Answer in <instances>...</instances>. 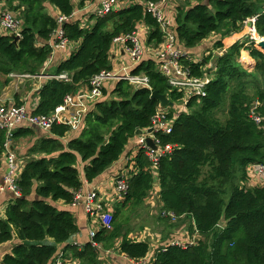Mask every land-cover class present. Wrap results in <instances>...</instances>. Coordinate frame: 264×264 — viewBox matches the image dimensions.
<instances>
[{"label":"trees","instance_id":"obj_1","mask_svg":"<svg viewBox=\"0 0 264 264\" xmlns=\"http://www.w3.org/2000/svg\"><path fill=\"white\" fill-rule=\"evenodd\" d=\"M93 2L0 0L6 12L19 13L20 22L16 43L0 32L3 76H37L49 60L59 23L46 12L45 3L66 19L62 38L78 45L54 71V75L65 74L68 81H45L37 92L39 103L32 115L51 114L66 96L88 90L92 78L111 71L109 53L114 38L130 36L144 25L148 44L163 43V34L143 1L107 16L93 15V25L82 27L75 11ZM254 16L256 33L264 37V0H191L178 6L171 20L175 44L189 52L218 31L224 36L238 33L243 22ZM250 44L234 43L216 58L214 72H208L205 96L190 98L186 112L168 108V118L175 115L172 131L157 137L162 147L170 145L172 149L155 169L143 149L137 151L126 180L127 191L112 213V230L99 228L93 237L96 245L112 248L119 242L118 252L134 262L148 256L150 243L129 239L116 220L121 208L143 205L157 183L161 212L188 224L196 238L185 248L169 242L156 248L151 264H264V184L247 186V168L264 160V53ZM215 48H223L220 41ZM242 50L254 61L252 69L238 62ZM180 62L192 77L206 74L207 60H193L187 53ZM157 67V61L147 59L131 71L134 76H146L151 90L135 89L120 81L108 92L102 91L103 98L82 118L79 136L68 138L75 132L63 124L54 125L48 134L22 126L10 138L0 130V156L7 139L14 152L15 143L36 138L15 181L19 196L7 206L4 219L0 218V246L12 241V229L18 241L0 264H54L60 257L58 245L77 231L74 217L65 207L74 204L83 186L78 161L83 164L85 181L91 183L118 162L137 129L151 127L159 110L158 101L150 98L153 91L166 94L174 104L182 101V95L170 89ZM6 83L4 80L1 86ZM69 250L78 264H103L91 243Z\"/></svg>","mask_w":264,"mask_h":264},{"label":"built area","instance_id":"obj_2","mask_svg":"<svg viewBox=\"0 0 264 264\" xmlns=\"http://www.w3.org/2000/svg\"><path fill=\"white\" fill-rule=\"evenodd\" d=\"M119 0H102L99 4L95 15L99 17L107 16L117 10H120L128 5H124ZM146 11L155 19L159 31L163 34L162 50L158 54V72L167 80V83L171 90L177 91L182 95V102L187 103L190 98H201L205 96V88L210 81V74L206 73L201 78L192 77L187 69L181 66L180 58L187 53L175 48V37L172 32L171 20L167 18L165 10L163 9V1L159 3H150L143 0ZM257 16L251 17L245 20L242 27L247 29V33H256L255 22ZM66 19L59 16V23L65 22ZM60 25V24H59ZM0 32L5 34H14L20 37V22L10 12L0 10ZM62 31L57 30L54 35L53 41H51V47L53 50H66L67 45L70 43L62 38ZM264 39L260 36L257 39H250L255 47L260 42L259 40ZM122 45V50L127 54L129 61L132 66L123 68L118 73L111 71H102L99 75L92 78L90 81L89 89L84 90L76 95H68L64 98L63 103L58 106L54 112L47 116H35L27 111L25 107H7L0 106V130L6 132L7 137L10 138L11 134L16 131L20 125L25 124L28 128H34L35 130L41 131L48 134L54 125H67L74 130L81 123L82 115L87 110V104H90L102 97V90L106 83H117L120 81L127 82L130 86L135 89H148L151 90L149 85V79L144 75H132L131 71L133 66L138 64L143 57L144 46L138 37V33L135 31L130 36H118L112 40L111 48L114 50L117 46ZM38 77L44 80H62L67 82V76L61 75H37L32 76L29 74L12 73L9 78L16 81H25L31 79H37ZM168 112L159 109L151 121V133L147 134L145 131L144 135L137 137L138 150L143 149L145 156L151 163L152 169H155L162 156L170 152L172 149L170 145L162 147L158 140L157 134L169 135L172 131V127L175 121V117L168 118ZM256 122L260 120L254 118ZM24 125V126H25ZM151 138L154 145L158 148L153 150L146 144V138ZM4 153L6 154L7 160V171L3 177V186L14 197L19 196V191L16 187L15 181L19 174L18 164L14 154L9 150V139L4 144ZM133 164L134 165V159ZM133 167V166H132ZM251 172L255 173L257 179L264 184V160L261 164L249 166ZM248 170V169H247ZM253 173V174H254ZM127 176L123 175L115 180L114 190L115 193L122 199V194L127 191ZM80 193L75 196L74 204L81 198ZM85 211L97 219L99 228L110 231L112 230V211L104 210L96 191H91L83 196ZM166 217L170 218L173 222L175 217L172 214H165ZM99 230V229H98ZM96 232H90L91 245L97 248L98 245L93 241V237ZM170 245H176L186 247L192 245L193 240L189 242L172 240L169 242ZM146 259V258H145ZM140 260L141 264H151V260ZM139 262V261H138ZM54 264H61L57 259Z\"/></svg>","mask_w":264,"mask_h":264},{"label":"crops","instance_id":"obj_3","mask_svg":"<svg viewBox=\"0 0 264 264\" xmlns=\"http://www.w3.org/2000/svg\"><path fill=\"white\" fill-rule=\"evenodd\" d=\"M101 1L102 0H94V2L92 4H88L85 9L75 11L74 16L77 19H80V23L82 27L93 25L94 21H91V17L95 15V11L97 10ZM119 1H121L126 6L129 3L130 4L131 3H142L143 0H119ZM123 4H121L120 7H123L124 6ZM183 4H184V0H163V9L165 10V14L167 18H169L170 20H173L175 13H176V8ZM184 5H187V4H184ZM1 8H4L3 4H0V9ZM53 16L54 18L59 17L57 12H55ZM147 31L148 29L144 25H139L136 30V32L138 33V37L144 46L142 60L152 59V60L157 61V63H159L160 60H158V54L162 50L161 49L162 45H159L158 50L149 48L150 44L146 42ZM246 34H247V29L242 27V29L238 33H233L229 36H226L227 38L222 39L223 48L216 49L220 51L218 53V56H221L234 43L244 42ZM77 47L78 45L70 44V45H67L66 50H53L50 55L49 60L46 62L44 68H42V70L40 71V75H47V76L54 75L55 68L58 65H60V63L67 60L71 56L72 52L76 51ZM175 48L185 53L190 52L189 54H191L193 58V57L198 56V53L199 51H201L202 46L200 45V48L198 50H195L194 52H191V51L188 52L187 50H184L181 47L176 46V44H175ZM216 50L211 49V52L215 53ZM109 55H110V65L112 67L111 72L113 73H118L123 68L129 69V67L132 66V63L129 61L127 57V54L122 50V45L117 46L114 50H112L111 48ZM239 58H238V62L244 68L252 69L254 67V61L250 58L248 51L242 50L240 52ZM247 59H249V61L252 60L253 62L251 63L247 61ZM135 66H133V68ZM8 79L11 80L9 76H8ZM45 81L47 80H44L40 77H38L37 79L22 81V82L31 83L30 87L24 88V91H23L24 93H20L16 91L13 87V85L16 84V82L18 84L20 81L11 80V82L6 87H3V88H1V84H0V105L7 106V107H13L15 104L19 103L21 107H25L27 111L31 113L33 110H35L36 106L39 103V97L37 96V92L41 89V86L45 83ZM107 85H109L108 88H106ZM115 85L116 83L114 82L106 83L102 91L108 92ZM169 101L171 100L169 99ZM94 102L87 104V110L82 115V118L85 116V114L89 112L91 108H93ZM179 103H182L183 107L185 108L184 110H182V112H186L187 103L184 104L182 101ZM168 108H174V111H175L176 104H174L173 107H167V108H161L159 104V109L165 112H168L169 110ZM178 112H181V111H178ZM81 123H82V119H81ZM81 123L79 124L77 128L72 130L75 133L70 134L68 138H70L73 135L79 136L81 132ZM24 125L25 124L20 125V127L18 128H21ZM24 127H27V126L25 125ZM137 137H135L128 143L123 155L120 157L118 162L113 164L110 168H108L103 174H101L96 180L92 181L91 183H88L85 181L84 173H83V164L80 161H78L77 168L80 172L81 179L83 180V186L80 190V195L82 197L75 204L65 207L69 212L72 213L76 226H77V231L75 234H73L68 239V241L65 244L58 245V250L60 252V257L58 258V260L61 262V264H78V260H75L74 258L71 257V252L69 249L71 247L82 248L87 243H90L91 242V239L89 236L90 232H97L99 229L97 219L93 216H90L85 211L83 196L91 191H96L98 195V199L103 209L108 210V211L111 210L112 212L116 209L118 204L121 202L122 199L115 193L114 184L117 178H120L123 175H126L128 177L129 171H133V168H132L133 160L132 159H134L138 151V146L136 142ZM35 139H36L35 137L34 138L27 137L26 140H22V142H19L17 144L15 143L16 147L14 149V152L10 150L16 158V162L18 164V169H19L18 172L22 170L25 162L29 159V157L26 156V151L31 146V144L34 143ZM247 169H248L247 174L249 177L247 181L248 188H252L254 186H261L262 183L260 182L259 179H257V177L255 176V173L251 172L249 167ZM6 171H7V160H6V154L3 153L0 156V218L2 219H4V213H5L7 206L9 205L11 200L15 198L12 195V193L9 192L7 189H5L3 186V177ZM153 189L157 193V199H156V202L150 201L149 196L151 195V192L149 193L148 197L145 200V203H149V204L153 203V205L150 206V208H148L147 211L149 210L151 211V208L153 209L154 205H156V207L159 209H161L162 207L161 202L159 200V195H158L159 187L157 183L155 184ZM174 229L175 230H173V232H170V233L167 232L166 234L168 235L167 239L162 240V241H160L159 239L160 236L158 234H154V236L150 235L147 228H145L142 232H139L138 236L134 237L130 234L131 233L130 232L127 234V237L129 239H133L137 241L149 242L151 250L145 260H150L152 259V256H153V250H155L158 247L164 246L166 243L172 240L189 242L191 240H195L196 238V234L193 233L191 235L189 232V229L188 230L185 229L184 225H178L177 228H174ZM12 235H13V239L11 242L0 246V261L2 257L6 253H9L12 247L18 243V241L15 239L16 234L13 229H12ZM153 237L157 238L156 242L153 241ZM47 243H51V242L47 241ZM118 243L119 242L115 243L112 248H104L102 245L97 246L98 258L103 264H141L142 263L141 261L134 262L126 258L124 255H121L117 249Z\"/></svg>","mask_w":264,"mask_h":264},{"label":"rangeland","instance_id":"obj_4","mask_svg":"<svg viewBox=\"0 0 264 264\" xmlns=\"http://www.w3.org/2000/svg\"><path fill=\"white\" fill-rule=\"evenodd\" d=\"M191 0H184V4H188ZM181 5L182 7L186 5ZM45 9L46 12L50 15H54L56 10L53 6H50L48 3H45ZM1 11H6V8H1ZM16 18L19 20V13H15ZM225 34L222 31H218L217 33L211 34L204 42H202L201 46L202 49L199 51L197 57H193L192 59L198 60V61H204L207 60L208 64L204 67V70L206 73L208 72H214L215 62L216 58L218 57L219 50H216L218 48H215V44L220 41L222 43V39L227 38L224 36ZM258 35L257 33H251L245 35L244 42L248 45L250 44V39L253 40V38L257 39ZM264 38V37H261ZM224 41V40H223ZM149 48L151 49H159V45H155L154 43H151ZM200 48V45L194 49L191 50V52H194L195 50H198ZM211 49H215L216 52L212 53ZM190 53V52H189ZM245 56V55H243ZM240 59V58H239ZM249 61V59H247ZM249 62H253L252 60ZM210 70V71H208ZM7 78V79H4ZM6 80L8 83H6L4 86H1V88L6 87L11 80L8 79L7 76H3L0 74V84ZM28 82V81H27ZM27 82H19L17 84H14L13 87L16 91L20 93H24V88L30 87L31 83ZM109 85H107L106 88H108ZM109 90V89H108ZM1 106V105H0ZM185 108L183 107L182 103H177L175 112L182 111ZM156 183H154L155 186ZM157 199V193L154 189L151 191V195L149 196V200L152 202H156ZM146 200V199H145ZM145 203V201H144ZM141 205L139 208H133L131 206H125L124 208H121L119 211L118 218L116 220V223L121 225L122 231L126 234L130 233L132 236H138L139 232H142L145 228L148 229L150 235L158 234L160 237V241L166 240L168 233L173 232L175 230L174 228H177V226L180 224L176 221H171L170 218L163 215V212H161V209L157 208L156 205L153 206V209L151 208V211H147L150 206L153 205V203H145ZM180 225H184V228L188 230V224L182 223ZM17 240V238H15ZM157 238L153 237V241L156 242ZM157 244V243H156ZM2 260V259H1Z\"/></svg>","mask_w":264,"mask_h":264},{"label":"water","instance_id":"obj_5","mask_svg":"<svg viewBox=\"0 0 264 264\" xmlns=\"http://www.w3.org/2000/svg\"><path fill=\"white\" fill-rule=\"evenodd\" d=\"M55 20H56V22L59 23V17H55ZM59 24L60 25H59L58 30L62 31V29L64 27V22L63 23H59ZM9 35L13 39L14 43H16L17 40L19 39V36H17V35H14V34H9ZM256 48H258L261 52L264 53V41L259 42ZM150 98L153 99V100H157L159 102L161 108H167V107H173L174 106V104L171 101H169V99H168L166 94H159L157 91H153L151 93V95H150ZM149 133H151V130H147V134H149ZM144 134H145L144 131H140V130L137 129L136 132H135V137L141 136V135H144ZM146 144L150 148H152L153 150L158 149L154 145L153 140L151 138H149V137L146 138ZM220 224L223 226L222 222H220Z\"/></svg>","mask_w":264,"mask_h":264},{"label":"bare ground","instance_id":"obj_6","mask_svg":"<svg viewBox=\"0 0 264 264\" xmlns=\"http://www.w3.org/2000/svg\"><path fill=\"white\" fill-rule=\"evenodd\" d=\"M259 41H260V42H261V41H264V39H261V40H259ZM257 45H258V44H257ZM257 49H258V48H257ZM258 50H259V49H258Z\"/></svg>","mask_w":264,"mask_h":264}]
</instances>
